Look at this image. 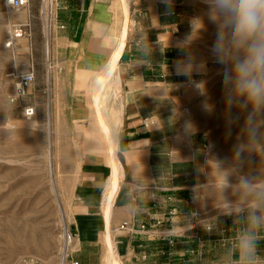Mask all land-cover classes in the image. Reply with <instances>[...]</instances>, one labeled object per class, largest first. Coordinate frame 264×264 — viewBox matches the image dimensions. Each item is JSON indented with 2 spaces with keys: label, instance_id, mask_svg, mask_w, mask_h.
I'll return each instance as SVG.
<instances>
[{
  "label": "crops",
  "instance_id": "0c3cea01",
  "mask_svg": "<svg viewBox=\"0 0 264 264\" xmlns=\"http://www.w3.org/2000/svg\"><path fill=\"white\" fill-rule=\"evenodd\" d=\"M188 6V0H173L171 8L164 0H53V59L64 96L70 87L81 90L94 83L118 56L112 76L117 101L106 112L118 168L115 173L104 132L94 135L101 128H89L67 193L73 262L104 264L112 242L123 264H201V248L213 245L214 233L199 224L189 230L185 219L193 211L201 219L194 188L203 183L197 166L205 156L190 158L210 142L186 109L198 73L189 78L177 72L189 53L179 46L187 37ZM146 44L152 47L149 63L140 51ZM174 109L176 124L170 126ZM80 113L85 121L92 117L88 106L75 107L74 114ZM186 121L195 135L183 133ZM134 176L147 178V191L132 190ZM233 227L227 236L240 225ZM258 254L264 257V241Z\"/></svg>",
  "mask_w": 264,
  "mask_h": 264
},
{
  "label": "rangeland",
  "instance_id": "374dc122",
  "mask_svg": "<svg viewBox=\"0 0 264 264\" xmlns=\"http://www.w3.org/2000/svg\"><path fill=\"white\" fill-rule=\"evenodd\" d=\"M188 5L190 17L186 36H192L188 50L195 63H203L204 68L193 71L198 75L196 83L187 92L186 109L196 116L208 135L211 154L231 164L249 110L226 104L223 66L216 63L211 51L216 26L208 20V6L202 0H188ZM195 17H201L203 22V27L197 32L192 30ZM53 18V0H33L28 8L19 11L0 3V262L3 263L33 257L40 264H47L45 259L52 257L49 264H61L67 236L71 234L74 237L66 215L67 193L86 148L83 136L90 137L89 128L99 127L97 108L93 102V81L85 89L70 87L66 96L56 82L58 71L53 59ZM14 24L29 25L30 34L17 41L13 49H7ZM49 32L51 55L48 57ZM30 72L35 74L34 84L26 96L12 103L14 84L11 75ZM200 82H203L204 94L196 87ZM114 85L112 78L109 94L113 95ZM73 94L81 96L73 97ZM116 101L117 98L113 97L111 103ZM105 104L101 105V112L107 116ZM25 105L36 108L34 119L24 117ZM84 106L92 111V117L87 121L82 113L74 114L75 107ZM101 132L100 129L93 134ZM242 160V170L252 175H258L264 168V160L255 152L243 154ZM197 203L202 220L218 216L211 201L203 207ZM233 228L231 217L218 216V227L210 232L214 233L213 245L207 243L201 248V264L223 263V253L231 239L227 236L228 231ZM114 256L123 264L115 252ZM110 257L108 249L102 262L109 264ZM260 258L264 260V257Z\"/></svg>",
  "mask_w": 264,
  "mask_h": 264
},
{
  "label": "clouds",
  "instance_id": "9594fccd",
  "mask_svg": "<svg viewBox=\"0 0 264 264\" xmlns=\"http://www.w3.org/2000/svg\"><path fill=\"white\" fill-rule=\"evenodd\" d=\"M171 8L173 0H164ZM208 6L207 18L216 26L212 54L216 63L223 66L224 98L229 107L236 106L249 110L245 124L235 146L231 164L218 159L209 149H200L197 155L205 156L204 164L198 165V172L206 176L205 183H197L194 199L203 207L211 201L218 216H229L233 224L240 225L226 245L223 264H264L259 256V245L264 241V168L258 175L244 172L242 155L255 152L264 160V0H202ZM197 24L199 27H197ZM203 27L201 17L192 21L193 32ZM192 36H187L179 46L187 49ZM142 56L149 63L152 47L143 45ZM204 65L196 64L191 53L177 64V72L191 77L194 70H203ZM204 94L203 82L196 84ZM176 110L169 125L176 124ZM175 118V119H173ZM191 121L183 125V133L195 135ZM173 151L176 152L175 149ZM177 153V152H176ZM133 177L132 190L136 193L147 191L149 185ZM218 216L199 219L193 211L186 215V227L191 230L201 225L206 231L218 227ZM195 221V223H193ZM223 236V232L219 233Z\"/></svg>",
  "mask_w": 264,
  "mask_h": 264
},
{
  "label": "built area",
  "instance_id": "2783aa9c",
  "mask_svg": "<svg viewBox=\"0 0 264 264\" xmlns=\"http://www.w3.org/2000/svg\"><path fill=\"white\" fill-rule=\"evenodd\" d=\"M33 0H0L1 4H4L9 9L12 10H22L30 6ZM45 2V0H42ZM30 34V26L27 24H14L11 28V36L6 44L7 49H13L17 41L27 38ZM14 84V95L11 98L12 103H17L22 97L26 96L28 90L35 82V74L30 72L25 75H11ZM23 114L27 120H32L36 117L37 111L36 108L32 105H25L23 107ZM74 237L70 234L67 236V247L71 245L74 241ZM68 248L64 251L61 264H78L71 260V253ZM0 264H40V261L33 257H25L19 259L13 263H3Z\"/></svg>",
  "mask_w": 264,
  "mask_h": 264
},
{
  "label": "bare ground",
  "instance_id": "6f19581e",
  "mask_svg": "<svg viewBox=\"0 0 264 264\" xmlns=\"http://www.w3.org/2000/svg\"><path fill=\"white\" fill-rule=\"evenodd\" d=\"M49 26V25H48ZM50 29V28H49ZM50 33L51 32H49V33H47L48 34V44H47V54H48V57H49V55H51L50 53V41H51V35H50ZM117 61H118V56L117 57H115L114 59H112V61L110 62V64L108 65V67H107V69L105 70V72H103V73H100L99 75H97V76H99L97 79H96V81L93 83V85H92V90H93V92L95 93V94H93V96H94V105H95V107L97 108V109H95V110H97V120H98V123L97 124H99V127L101 128V130H102V132H104V134L106 135V142H107V145H108V147L107 148H109V151H110V153H111V155H110V157H111V160H112V162L115 164V163H117L115 160H114V149H115V141H114V139L111 137V134H109L110 132H108L109 130V128L107 127V125H106V117L107 116H105V114H103L102 112H101V105H103V103L105 104V107L106 108H109L110 106H113L112 105V103H111V100H112V94H109L108 93V88H109V86H110V83H111V78H112V76H113V74H114V72H115V70H116V65H117ZM104 70V69H103ZM49 71V70H48ZM113 86V85H112ZM114 86H118V85H116V82H115V85ZM115 87V88H116ZM116 89H118V88H116ZM116 89L114 90V93H115V91H116ZM112 91V90H111ZM114 93H113V95H114ZM115 100V99H114ZM188 112V111H187ZM96 120V121H97ZM108 128V129H107ZM100 130V129H99ZM106 142H105V144H106ZM108 152V151H107ZM115 161V162H114ZM111 162V163H112ZM113 163H112V165H113ZM116 165L117 164H115L114 165V172L116 173L117 172V168L118 167H116ZM116 187H117V183L116 182H114V185H113V189H112V191H110L111 193H110V196H109V198L110 197H112V195H113V193H114V190L116 189ZM66 236V235H65ZM66 239V238H65ZM66 243V242H65ZM74 243V241L71 243V245ZM71 245L69 246V248L67 247V244H66V246H65V250L68 248V250L70 251V247H71ZM108 249H109V251H110V255H111V260H110V263L109 264H120L116 259H115V256H114V249H113V245L112 244H109V246H108ZM66 252V251H65ZM64 252V253H65ZM52 260H53V258L52 257H50V258H48L47 260L45 259V262L47 263V264H49V262H52Z\"/></svg>",
  "mask_w": 264,
  "mask_h": 264
}]
</instances>
